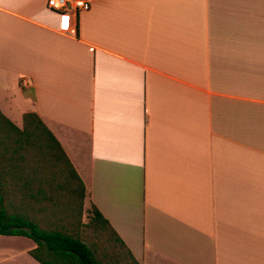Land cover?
Instances as JSON below:
<instances>
[{
    "label": "crops",
    "instance_id": "1",
    "mask_svg": "<svg viewBox=\"0 0 264 264\" xmlns=\"http://www.w3.org/2000/svg\"><path fill=\"white\" fill-rule=\"evenodd\" d=\"M48 1L0 0L3 115L42 119L139 264H264V0ZM36 248L0 235V264Z\"/></svg>",
    "mask_w": 264,
    "mask_h": 264
},
{
    "label": "trees",
    "instance_id": "2",
    "mask_svg": "<svg viewBox=\"0 0 264 264\" xmlns=\"http://www.w3.org/2000/svg\"><path fill=\"white\" fill-rule=\"evenodd\" d=\"M85 200L84 182L42 119L27 113L20 129L0 111V235L32 239L30 255L40 264H111L108 248L99 255L103 242L139 264Z\"/></svg>",
    "mask_w": 264,
    "mask_h": 264
},
{
    "label": "built area",
    "instance_id": "3",
    "mask_svg": "<svg viewBox=\"0 0 264 264\" xmlns=\"http://www.w3.org/2000/svg\"><path fill=\"white\" fill-rule=\"evenodd\" d=\"M48 7L62 15H79L91 10L92 2L91 0H49Z\"/></svg>",
    "mask_w": 264,
    "mask_h": 264
},
{
    "label": "rangeland",
    "instance_id": "4",
    "mask_svg": "<svg viewBox=\"0 0 264 264\" xmlns=\"http://www.w3.org/2000/svg\"><path fill=\"white\" fill-rule=\"evenodd\" d=\"M88 218H87V214H84V218H83V222L84 223H88ZM108 248L109 249V251L111 252V255L112 254H114V255H116L115 257H111L110 256V258H112L110 261H111V264H132V262L130 261V259L128 258V256L127 255H125L124 254V252L122 251V250H120L117 246H115V245H110L109 243H107V242H103L102 243V246L100 247L101 249H100V253H99V255L100 256H102V254H103V251H104V248ZM122 254H121V253ZM109 258V259H110Z\"/></svg>",
    "mask_w": 264,
    "mask_h": 264
}]
</instances>
